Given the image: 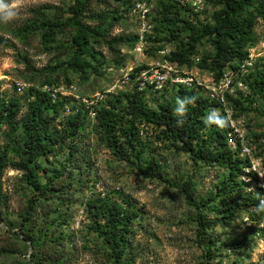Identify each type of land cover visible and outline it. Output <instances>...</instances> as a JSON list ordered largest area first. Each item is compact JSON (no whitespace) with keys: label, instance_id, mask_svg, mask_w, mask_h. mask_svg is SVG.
Listing matches in <instances>:
<instances>
[{"label":"rangeland","instance_id":"1","mask_svg":"<svg viewBox=\"0 0 264 264\" xmlns=\"http://www.w3.org/2000/svg\"><path fill=\"white\" fill-rule=\"evenodd\" d=\"M163 1L174 3L179 18L196 24L211 22L216 9L206 0H130L129 5L93 1L84 22L101 27L107 37L101 43L92 41L98 70L88 69V78H84L67 66L74 56L71 38L75 31L51 33L46 25L70 17L76 0H4L15 15L0 19L1 91L7 101L12 96L20 98L22 108L14 119V133L8 125L0 126V155L7 152V167L0 179V264H37L34 253L40 246L35 248L33 241L44 245L39 257L44 253L53 261L43 264H264V241L245 229V214L239 212L227 223L216 215L224 202L217 189L227 176L226 169L195 163L181 144L139 119L132 122L135 146L116 132L117 147H111L96 119L97 111L108 101H125L138 92L140 70L170 60L177 42L171 41L166 31H159ZM113 16L119 17L115 25ZM255 35L249 55L260 62L264 60V20H258ZM119 37L134 38L135 43L111 41ZM201 43L192 56L193 64L183 68L207 76L197 64L214 50L206 39ZM88 60L92 67L97 63ZM17 83L25 84V90L19 92ZM45 84L77 88L76 93L60 100V116L53 125L62 131L70 129L71 135L61 134V145L39 162V177L42 185L49 184V193L32 189L24 172L15 166L19 157H26L20 146L28 99L33 100L34 91ZM232 86L234 98L240 97L239 92L245 97L250 94L240 78H234ZM179 90L168 88L159 93L144 88L138 93L151 110H156L158 103H169L175 109L177 98L186 97ZM242 107L235 117L247 133L253 156L264 161V116L255 109L256 104L242 99ZM73 117L79 118L77 128L68 125ZM255 149L263 156L257 157ZM151 159L162 167L167 182L139 173L137 166L148 167ZM187 181L192 183L198 207L190 204L182 191ZM252 187L258 193V185ZM104 203L119 204L129 215V244L119 262L107 242ZM30 205L35 206L34 211L29 210ZM200 222L209 227L203 230Z\"/></svg>","mask_w":264,"mask_h":264},{"label":"trees","instance_id":"2","mask_svg":"<svg viewBox=\"0 0 264 264\" xmlns=\"http://www.w3.org/2000/svg\"><path fill=\"white\" fill-rule=\"evenodd\" d=\"M93 1L105 2L107 0H76V4L70 9V17L65 21H48L46 23L51 33L65 29L75 31L71 38L74 56L67 62V66L73 71L83 74L84 78H88V69L95 72L98 70L99 61L92 55V41L101 43V40L104 41L107 37L106 31L101 27H91L84 22L83 16ZM115 1L123 5H129L130 3V0ZM206 1L213 3L216 9L211 16V22L204 24H196L189 19L179 18L177 12L180 10L176 8L174 3L170 1L161 2L160 19L158 21L159 31H166L171 41L177 42L175 50L169 57L170 61L182 67L191 66L193 64L192 56L197 54L198 45L206 39L213 47L214 52L212 55L201 57L200 63L197 64L198 68L207 71L215 79L221 78L227 70L232 69L236 74V78H240V81L250 93L248 97L239 92V98H228L233 115L235 113L234 116L239 117L237 112L244 110V107H242L243 99L250 102V104H256L255 109L259 108V113L264 116V71L262 66L264 60L256 61L248 73L243 74L239 71L240 64L249 57V48L255 44V27L258 20H264V0ZM103 20L107 21V19ZM118 21L119 17L113 16L114 25ZM178 22L181 27L176 26ZM112 26V24L109 25L110 29ZM154 29L156 30V27ZM157 40L158 42L162 41L161 39ZM111 41L113 43L130 41L133 44L135 43L134 38L131 37H119ZM108 45L109 47L112 46L110 42ZM88 57L95 60L96 65L92 67ZM1 90L2 82H0V126L8 125L14 133L16 130L14 119L21 112V100L16 96H12L7 101ZM37 90L34 91L33 100L28 99L27 112L22 122L24 138L20 147L26 157H19V161L15 166L24 172L25 181L32 189L49 193V184L42 185L39 177V171L42 170L39 163L40 159L45 155L54 153L57 147L61 145L62 135H71V131L70 129L62 131V129L59 130L53 126L60 116V106L63 102L52 103L46 93ZM179 91L186 97H195V103L186 106L187 112L182 118L175 113L173 106L169 103L167 105L158 103L156 110L149 109L143 94L137 91L128 95L125 101H119L118 99L115 102L108 101L107 105L101 107L96 114L98 124L106 135L107 143L111 147H117L116 132H118L120 135L125 136L130 146L134 147L136 135L132 122L138 119L144 120L160 130L168 139L181 144L183 150L189 154L195 163L214 165L227 170V176L217 189V192H220L224 199L221 208L216 213L221 221L231 222L237 218L239 212L253 219H262L264 208L259 205L258 193L252 187L255 181L250 184L241 181L248 160L239 158L228 145V126L224 110L221 109L219 114L226 121L224 126L216 124L206 126L204 117L215 109L216 105L210 103L200 91L185 89ZM180 119H183V124L178 126L177 120ZM69 124L70 127L77 128L79 118L69 119ZM255 154L257 157L263 156L257 154L256 149ZM6 167L7 152L0 155V179ZM137 169L144 178H156L167 182L162 167L155 159L150 160L148 167L137 166ZM182 191L187 201L198 207L195 204L192 183L185 182ZM214 201L215 199L211 203ZM207 205L204 204L203 206ZM34 209V205L29 206V210L34 211ZM103 214L107 242L112 248L115 259L119 262L122 259L125 247L129 244V215L123 211L121 205L116 203H106ZM208 227L209 224L200 222V228L203 230ZM27 238L33 241V236L28 235ZM251 239L252 237L249 238V241ZM33 243L35 248L37 246L44 247L42 243L39 244L36 241H33ZM40 247L34 253V257L36 256L38 259L37 264H43L45 260L52 261L44 253H42L41 258L39 257Z\"/></svg>","mask_w":264,"mask_h":264},{"label":"built area","instance_id":"3","mask_svg":"<svg viewBox=\"0 0 264 264\" xmlns=\"http://www.w3.org/2000/svg\"><path fill=\"white\" fill-rule=\"evenodd\" d=\"M255 62V58L249 55L248 59L240 64L239 71L243 74L248 73ZM234 78H236V74L232 69L227 70L221 78L215 79L211 74L200 76L189 72L170 60L158 62L137 73V82L141 86L138 92H142L144 88H150V90L159 93L168 88L200 91L210 103L216 105L213 110H216L218 114H220L221 109L224 110L228 126V145L239 158L248 160L241 181L245 184L255 181L259 187L258 196L261 206L264 202V161L262 158L253 156V151L247 144V133L229 106L228 98L235 95L232 86ZM25 87V84L17 83L19 92L25 90ZM39 90L46 93L53 103L77 92V88L73 85L67 90L63 86L45 84ZM75 98L80 100L79 97ZM82 100L84 103L88 102L87 99ZM251 190L253 189L251 188ZM243 223L246 230L255 234L256 239H259L260 242L264 241V221L246 215L243 218Z\"/></svg>","mask_w":264,"mask_h":264},{"label":"clouds","instance_id":"4","mask_svg":"<svg viewBox=\"0 0 264 264\" xmlns=\"http://www.w3.org/2000/svg\"><path fill=\"white\" fill-rule=\"evenodd\" d=\"M12 6L5 3L4 0H0V13L3 15L0 16V19L8 20L11 19L15 12L12 10ZM187 101V103H185ZM195 103V97H185L183 99L177 98L176 105L177 107L174 109L175 113L180 116L181 118L186 114L187 112V105L194 104ZM204 123L206 126H211L213 124H216L218 126H224L226 124V121L223 117L219 116V114L216 112V110H212L209 112V114L204 117ZM183 119L177 120V125H182ZM262 208H264V202H262L261 205Z\"/></svg>","mask_w":264,"mask_h":264}]
</instances>
